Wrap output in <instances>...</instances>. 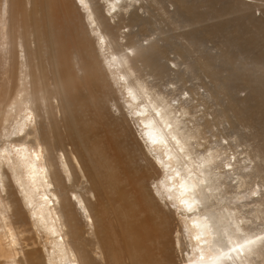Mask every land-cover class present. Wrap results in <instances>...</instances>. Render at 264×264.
<instances>
[{
	"label": "bare ground",
	"instance_id": "6f19581e",
	"mask_svg": "<svg viewBox=\"0 0 264 264\" xmlns=\"http://www.w3.org/2000/svg\"><path fill=\"white\" fill-rule=\"evenodd\" d=\"M9 2L0 0V264H110L113 254L132 264H157L159 252L149 247L157 239L170 253L180 251L184 264H264V146L245 149L240 159L231 142L238 137L228 139L215 127L223 109L210 119V109L200 107L221 86L230 91L239 118L264 123V2L196 0L206 7L198 13L188 0ZM155 9L180 35L146 25ZM26 23L36 42L29 55L24 34L17 33ZM192 23L200 34L223 37L229 48L219 63L197 57L210 80L195 92L176 85L186 82L181 75L192 67L185 46L158 43L163 34L186 37ZM145 64L154 78L145 77ZM107 75L116 89L104 80ZM241 89L245 98L237 96ZM109 90L116 117L127 122L130 114L141 130L138 137L127 127V153L106 143L102 152L112 162L105 168L93 148L87 153L78 102L106 98ZM26 109L36 116L35 126ZM87 114L95 125L111 121L110 112L100 114L97 107ZM138 153L145 163L134 176ZM151 170L163 172L148 187L155 218L137 196V184L146 183ZM106 199L129 212L118 248L110 245L115 223ZM89 229L100 249L86 236ZM170 253L164 264L172 261Z\"/></svg>",
	"mask_w": 264,
	"mask_h": 264
},
{
	"label": "rangeland",
	"instance_id": "374dc122",
	"mask_svg": "<svg viewBox=\"0 0 264 264\" xmlns=\"http://www.w3.org/2000/svg\"><path fill=\"white\" fill-rule=\"evenodd\" d=\"M12 1H14V0H10V2H9L10 5H11ZM201 1H204V0H199V2H201ZM262 1L264 2V0H262ZM199 2H196V0H188L187 5L192 6V7L194 6V9L197 13L200 11H205L206 7L202 6L203 3H199ZM170 8L173 9V7H170ZM254 12L256 13L257 16L259 14H261L260 13L261 11L256 10V8H254ZM9 13L13 14V10H10ZM149 15L150 16L147 20L146 25H149L151 30L155 29L156 27H159L161 29V31H168L171 28L173 31L175 29L173 27V25L167 24V21L159 15L157 9H155L154 11L150 10ZM84 19H85V17H84ZM208 22L211 23L212 21L209 20ZM208 22L206 21L204 23V25L206 26V24ZM195 26H196V23H192V24H189L188 26H186L187 31H188V33L186 34V37H179L178 36V38H177L173 35L168 37L167 35L163 34L162 40L158 41V43L160 45L161 44L165 45L167 43V45L171 46V45H177L178 43H180V44H183L185 46V48L187 49L186 58L188 57L187 61L189 63H191L192 67L189 71H186L183 75H181L182 78H185L186 82L181 81V82H178V84L176 83V85L182 86V84L184 83V87H186L187 89L191 88V89H193L194 92L199 88L201 83L208 82L210 80L207 77L208 74H206L204 72V69L202 68V65H201L202 63H197V57L200 56V59L202 60V62H203L204 57H207V58L213 57L214 61L219 63L221 61V55L227 53L229 50L228 46L224 42L223 37H221L219 35H210V34L204 32L205 36H206L205 37L204 33L200 34L199 29L194 28ZM123 28L125 30L127 29V27H125V26H123ZM31 30H32V27L30 26L29 23H26L25 26L24 25H18V32L17 33L24 34L25 41L27 42L26 48L28 51V55L31 53V51L36 46V42L32 38ZM194 30H196L198 32H196ZM178 32H179V30L176 29V30H174L173 33L176 34V36H177L178 34L180 35V33H178ZM180 32H182V31H180ZM80 35H81V29H80V32L78 33V36H80ZM154 37H156V34H153L150 37H148V36L142 37L140 39V42L146 43V39L154 38ZM134 39L136 40L137 38L134 37ZM159 49L163 50L162 47H159ZM169 57L171 59H173L174 54L170 53ZM111 61L115 62L116 59L114 58ZM115 67H116L115 70H119V69H117V65ZM151 67L152 66H148L147 64H145L144 66H142V72L145 73V77H151V79H152L154 77L150 73ZM221 74L222 75L228 74V71H225L222 69ZM116 75L118 76L119 74H116ZM47 80L49 83H51V75L50 74H47ZM104 80L108 83L109 87L115 86V89H116V85L113 83V80H112L110 75H107L104 78ZM117 85L120 87V90L122 92H126V89L122 84H117ZM171 85H173V84H171ZM236 86H240V85H236ZM233 87H235V86H233ZM199 91L203 92V88H200ZM181 92H182V90H180V92H177V94L179 95ZM214 93H215L216 97L213 96L214 97L213 98L212 96H210V97H207V99L205 98L207 102L203 101L204 103L202 102L200 107H201V109H204V106H205L206 108L210 109L209 110L210 112L206 109L209 112L208 113L209 115L207 114L208 118L213 119L214 117L217 118V116H218V119H216L217 125L215 127L220 129L221 131L223 129L224 130V131H222L223 134H225V136L228 135L226 138L234 139V138L238 137L237 141L231 140L232 144H234L232 151H234V150L237 151V154L241 153L240 154L241 156L240 155L239 156H240V159H242L243 157H245V149L249 150L250 147L253 146L254 149L256 150L258 145L264 146V123L260 124V123H255L253 121L254 125H252L251 122H249L243 118H239L238 117L239 109L236 107V105L233 101V97H232V95L228 89L221 87V86H215L214 87ZM237 93H238L237 94L238 97L245 98V94H246L245 90L241 89L240 92L238 91ZM111 94L112 93L109 90V93H108L106 98H102L103 96L102 97H92L89 99L88 102H83V101L78 102L79 116L81 117V120H84V125L79 127V132H84L86 134L85 138L87 139V144H86L87 153L89 154L91 152V148H93L94 155H95V158L97 159V162L99 164L103 165V167H105V168L108 167L109 162H112L111 158L105 157L103 152H102L103 149L106 152V143L108 141H112L120 147L122 152L127 153L128 149H129L128 148L129 140L131 138V135L129 134V130L127 129V127L130 125L131 128H134L138 137H139V133L137 132V130H141V128H138L139 127L138 121H136L134 118H132L130 114L126 115L127 122H124L122 120V118L116 117V113L114 112V109L112 108ZM183 95H185V94H183ZM263 97H264V95H263ZM107 98H108V101L106 100ZM194 102H196V101H194ZM263 103H264V100H261V104H263ZM254 104H256V103H254ZM92 107H97L100 114H103L104 112L109 111L111 114L110 123L106 124L105 120H103L100 122L101 123L100 125L93 124L92 121L89 120V117L87 114V111L89 109H91ZM221 109H223V111L226 110L227 112H223ZM220 110H221L222 114L223 113H225V114L222 115L220 113ZM30 112L31 111L29 109H26L27 115H29ZM62 112H63V115L66 114L65 109ZM217 113L218 114L220 113V114L217 115ZM144 115H146V114L144 113ZM225 115H226V117H222ZM140 116H143V114H140ZM263 116H264V113H263ZM56 117L60 119V112H57ZM29 119H30L29 122L32 123V126H35L36 125L35 122L37 121L36 116L30 114ZM61 119H62V116H61ZM116 121H117V123L115 124ZM145 130L147 131L149 129L145 128ZM221 131H219V132H221ZM144 137H146L145 134H144ZM140 140H141V138H140ZM91 141H92L93 146L90 147L89 144ZM238 141H239V143H238ZM141 143L145 149L144 142L141 141ZM155 145L158 147L159 144H155ZM36 147L38 148V146H36ZM162 151H164V149H162ZM229 152L232 153L231 151H229ZM143 157H144L143 155L140 157L139 153L133 156L132 160L135 162V164H131L132 175L135 176V175L139 174V166L138 165L145 163V160L143 159ZM151 174H152L151 178L146 183H138L137 184V190H138L137 196L141 198L142 204L144 207H146L147 209L152 208L150 210V216L152 218H155L158 216V211H157V209L153 208L154 201L152 200V198L150 197V195L148 193V187L153 186V182H154L155 178H156V180L162 178L163 172H162V170L161 171L157 170V172H154L153 170H151ZM82 181H83V183H82V186L80 187L81 189L82 188L85 189L87 186H89V183L87 182V178L84 176L83 173H82ZM169 181L172 182V178H170V177L164 178L165 183L169 182ZM177 181H180V180H177ZM171 182H169V183L172 184ZM60 192H61V189H60ZM156 196L159 198L158 195H156ZM105 201H108V209L110 212V216L114 217V218H112V222L115 223V225L111 228V231H110V233H111L110 245H111V248H118V247H120L119 235H120L121 230L123 229V227L125 226V224L128 220L129 212L124 210V208L121 205H118V204L112 205L111 202L107 199ZM160 204H162V203L160 202ZM130 214L131 215L135 214V206L131 207ZM177 226H178L177 223L174 224V228ZM26 227H27V229L29 227L28 221L26 222ZM31 231H33L35 236L37 238H39V234L35 228H31ZM29 235H31V234H29ZM173 235H174L173 237H175L176 232H174ZM86 236L89 237L92 241L96 242V244L98 245V249H100L97 237L95 236L92 229H89V232L86 234ZM41 241H42V243H39V244L44 245L45 238L42 237ZM47 243H48V246H50V243L48 241H47ZM149 247H151V248H153L159 252L156 259H154L156 261V263L157 264H164L165 262H164L163 258L167 254H169L170 252L168 251V248L165 246L163 240L157 239L155 241H150ZM41 250L43 252H45L44 246L41 248ZM181 255H182V253H180V251H178L174 248L172 253H170V256L172 257V261L169 264H184V261H183ZM98 256H100L102 258L100 253H98ZM109 262H110V264H132V262L129 261L127 258H123L122 260H120L114 254L110 258ZM139 264H145V263L140 262Z\"/></svg>",
	"mask_w": 264,
	"mask_h": 264
}]
</instances>
